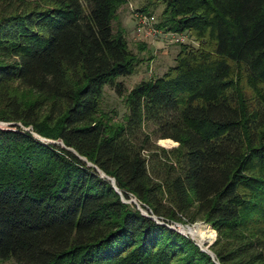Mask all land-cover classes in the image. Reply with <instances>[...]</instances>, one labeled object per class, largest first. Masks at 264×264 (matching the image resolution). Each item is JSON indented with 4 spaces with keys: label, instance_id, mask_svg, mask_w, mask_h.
<instances>
[{
    "label": "trees",
    "instance_id": "16d2710c",
    "mask_svg": "<svg viewBox=\"0 0 264 264\" xmlns=\"http://www.w3.org/2000/svg\"><path fill=\"white\" fill-rule=\"evenodd\" d=\"M126 2L0 0V121L46 139L0 127V261L264 264V0H147L197 44L110 122L102 87L139 62ZM196 219L213 257L168 225Z\"/></svg>",
    "mask_w": 264,
    "mask_h": 264
},
{
    "label": "rangeland",
    "instance_id": "374dc122",
    "mask_svg": "<svg viewBox=\"0 0 264 264\" xmlns=\"http://www.w3.org/2000/svg\"><path fill=\"white\" fill-rule=\"evenodd\" d=\"M146 1L147 0H127L125 4L120 6V8L117 11V14L115 15V19L112 21L113 28L116 27L122 28L127 42V46L129 50L133 54H135V56L139 59V62L134 67V70L133 72H131V74L126 76H118L114 79L115 82L121 83L122 91L119 94L115 91L113 86H109L105 84L102 87V96L99 102V108L101 111L100 113L103 118L108 117L111 120L110 122L112 121L123 122L125 120V117L127 115L126 94L129 89H131L135 84H137L141 80L155 78L162 75L175 62L174 57L178 51V45H179L178 43L166 42L162 40L159 36H152L149 39L151 40V42H149L148 39L135 35L136 20L133 17V13H132L133 11H137L140 7H144L145 9L150 10L148 12L152 13L154 15V18L156 19L158 18V14L162 9L161 4L153 3V4L145 5ZM187 37L189 38V40L191 39L189 35H187ZM187 44L196 46L197 42L195 40H192L191 42L189 41ZM15 123H17L22 130H25L30 134L34 135L35 137L46 141V139L38 136L35 133V131H33L31 125L23 126L19 122H15ZM3 126H7V124H4L2 123V121H0V127ZM145 130H149V129L146 128ZM159 139L164 140L165 138L155 139L154 136L150 135L149 143L157 145L162 148H170L176 144V142L168 138L171 141H173V143L169 142L164 145L162 144L159 145V141H160ZM129 201L136 202L133 198L127 200V202ZM197 223H201L204 226L210 227V229L213 232H215L209 224L199 219H196L191 223L182 221V222H174L173 224L170 223L168 225L169 227L174 228L175 230L178 231L179 227H182L183 225H191L190 227H192ZM210 233L211 232H209V228H208V236H207L208 242L206 241L205 243H209V247L215 240V233H213L212 240ZM184 235L188 236L190 239L192 238L188 234H184ZM205 243L203 242V244ZM204 246L205 245L200 247L204 248ZM0 264H14V263L11 260H6V261H0Z\"/></svg>",
    "mask_w": 264,
    "mask_h": 264
},
{
    "label": "built area",
    "instance_id": "2783aa9c",
    "mask_svg": "<svg viewBox=\"0 0 264 264\" xmlns=\"http://www.w3.org/2000/svg\"><path fill=\"white\" fill-rule=\"evenodd\" d=\"M133 17L136 20L135 25V35L141 36L145 39H150L152 36H159L162 40L169 42V43H178V44H187L189 41L191 42L192 39L189 40L187 35L184 32H175V31H163L157 27H155L156 19L154 15L147 14L140 11H133ZM7 124V126L11 124L17 123H9V122H2ZM3 126V127H7Z\"/></svg>",
    "mask_w": 264,
    "mask_h": 264
},
{
    "label": "bare ground",
    "instance_id": "6f19581e",
    "mask_svg": "<svg viewBox=\"0 0 264 264\" xmlns=\"http://www.w3.org/2000/svg\"><path fill=\"white\" fill-rule=\"evenodd\" d=\"M162 140L159 141V145ZM208 228L210 232V227L204 226L201 223H197L192 227L184 228L179 227V230H181L184 233H187L189 236L192 237V239L200 246H203V242H208L207 236H208ZM207 239V240H206ZM199 242V243H198Z\"/></svg>",
    "mask_w": 264,
    "mask_h": 264
},
{
    "label": "water",
    "instance_id": "95a60500",
    "mask_svg": "<svg viewBox=\"0 0 264 264\" xmlns=\"http://www.w3.org/2000/svg\"><path fill=\"white\" fill-rule=\"evenodd\" d=\"M176 145V144H175ZM101 174H103L102 172H101ZM110 181H111V183L113 184V181H112V179H110ZM191 225H183L182 227H184V228H189ZM178 232H180V233H183V234H187V233H184V232H182L181 230H178ZM213 233H215V232H213ZM192 239V238H191ZM201 250H203V251H205L206 253H208L211 257H213V254H212V252L208 249V247H209V243H205L204 245V248H202V247H200L196 242H194Z\"/></svg>",
    "mask_w": 264,
    "mask_h": 264
},
{
    "label": "crops",
    "instance_id": "0c3cea01",
    "mask_svg": "<svg viewBox=\"0 0 264 264\" xmlns=\"http://www.w3.org/2000/svg\"><path fill=\"white\" fill-rule=\"evenodd\" d=\"M149 40V39H148ZM149 42H151V40H149Z\"/></svg>",
    "mask_w": 264,
    "mask_h": 264
}]
</instances>
